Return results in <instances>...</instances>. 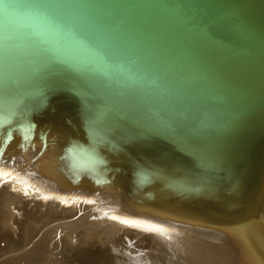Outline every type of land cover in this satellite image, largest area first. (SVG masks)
<instances>
[{
    "label": "water",
    "instance_id": "95a60500",
    "mask_svg": "<svg viewBox=\"0 0 264 264\" xmlns=\"http://www.w3.org/2000/svg\"><path fill=\"white\" fill-rule=\"evenodd\" d=\"M9 143L60 153L73 173L53 179L110 190L133 217L251 239L264 0H0V151Z\"/></svg>",
    "mask_w": 264,
    "mask_h": 264
},
{
    "label": "bare ground",
    "instance_id": "6f19581e",
    "mask_svg": "<svg viewBox=\"0 0 264 264\" xmlns=\"http://www.w3.org/2000/svg\"><path fill=\"white\" fill-rule=\"evenodd\" d=\"M14 145L9 143L0 151V159L3 158L0 160L1 226L6 230L15 214L22 217L28 211L39 212L40 216H61L51 220L47 228L56 226L62 230L65 227L62 234H69L73 241L83 235L79 238H96L105 246L109 241L106 238H109L115 244L132 248V252L147 259L148 264H264V199L258 217L254 216L258 231L251 239L232 238L198 223L166 221L141 211L146 216L133 217L129 214L133 210L110 190L68 186L56 181L58 178L53 179L63 176L69 182L73 173L60 153ZM62 224H77L90 232L78 235L74 230L69 232L71 225ZM59 246L56 244L54 247L57 249ZM18 257L21 255L15 258Z\"/></svg>",
    "mask_w": 264,
    "mask_h": 264
},
{
    "label": "rangeland",
    "instance_id": "374dc122",
    "mask_svg": "<svg viewBox=\"0 0 264 264\" xmlns=\"http://www.w3.org/2000/svg\"><path fill=\"white\" fill-rule=\"evenodd\" d=\"M15 215L16 216L13 218L14 220L11 219L13 220L12 224L9 223V225L11 224L9 229L11 228L12 231L10 230L8 233L9 229L6 230V228H2L1 226L3 213L0 209V264H53V262L54 264H148L146 263L148 260L141 258V256H139L140 254L132 252V248L128 249L125 244L121 243L115 244L114 241H111L109 238H106L109 241L105 240V242L107 241L105 243L106 249L105 246L102 245V241H98L96 238L92 239L91 237L92 240L90 237L85 238L86 240H83L82 238L80 239L79 237L83 236L80 234L88 233L90 231H85L83 228H79L77 224H62L71 225V230L69 232L74 230L80 235L77 238L78 240L76 239L77 242L71 240L69 234H62L65 227L62 230L60 228L58 230L56 226L47 228L48 225L51 224V220L60 219L59 217L61 216L55 217L54 215V217H47L45 214L40 216L39 212L32 213L29 211L22 217H18L17 214ZM44 219H49V221ZM27 222H29V224H27ZM76 227H78V229H74ZM55 229H57V231ZM87 239L91 241L89 242ZM94 242L95 244H93ZM56 244L57 246L60 244L57 249L54 247ZM65 244L67 245V248ZM34 251H36V253ZM25 253L28 254V256ZM58 253H60L59 256L57 255ZM55 254L58 257H56ZM20 255L21 258H15ZM13 259L16 260L14 261Z\"/></svg>",
    "mask_w": 264,
    "mask_h": 264
}]
</instances>
